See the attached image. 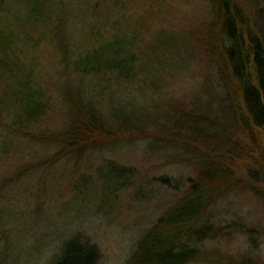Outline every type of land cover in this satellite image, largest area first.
Here are the masks:
<instances>
[{"label":"trees","instance_id":"obj_1","mask_svg":"<svg viewBox=\"0 0 264 264\" xmlns=\"http://www.w3.org/2000/svg\"><path fill=\"white\" fill-rule=\"evenodd\" d=\"M157 1L165 3L166 0ZM243 1L212 0L215 18L203 36L211 45L205 58L211 74L208 82L214 83L213 90H206L205 94L211 104L214 99L217 104L222 99L218 110L207 115L202 109L198 110L197 113L201 112L196 118L176 113L172 124L179 129L166 127L164 120L173 114L166 112L167 116L164 112L162 128L158 129L160 121L149 120L148 115L143 119L139 114L136 122L117 115L109 118L89 100V87L85 96V81L91 82L90 92H93L96 83L102 80L119 87L139 81L142 75L149 79L148 71L166 69L167 64L185 70L187 64L193 63L196 38L193 48L181 41L184 36L175 37L176 46H173V34H167L160 46L156 43L157 51L152 59L148 56L147 39L156 18L154 14L152 18L148 13L143 14L138 8L140 3L135 4L134 0H0L1 142H6V129L16 132L23 129L24 134L34 138H48L57 145L59 153L64 147L73 151L78 146L76 153L84 150L79 149L90 135L103 137L113 130L140 132L145 129L133 128H150L148 126H156L162 134L182 130L196 142L188 147L194 158L203 160L196 177L188 179L190 183L181 196L139 239L126 264H223L220 252L207 251L205 243L217 240L225 231L221 226L203 221L219 197L224 180L234 176L232 169L220 159V151L227 146L221 137L228 129H241L246 138L252 139L255 131L264 139V7L258 8L254 16H248ZM248 1L253 4L255 0ZM94 19L98 21L91 25ZM79 21H84L81 23L83 33L79 49L74 51L75 39L69 33L71 25ZM49 23H53V28ZM172 69H168V74L175 76ZM64 77L78 82V92L73 98L68 97L77 105L70 109L68 129L54 132L51 138L50 129L48 134L39 128L47 122V115L58 102L60 88L56 84ZM109 125L119 129H108ZM36 131L42 134L36 136ZM190 131L196 132L190 134ZM139 140L131 142L148 143L147 151L155 148V142ZM92 147V150L97 148ZM259 147L257 144L256 148ZM180 150L172 144L167 152L173 154ZM0 152L8 153L7 149ZM106 161L107 195L114 207L116 190L142 179L135 167L114 158ZM181 183L178 181L175 185L181 187ZM8 211L4 214L9 216ZM255 232L254 229L246 231L250 251L231 258L228 264H264ZM8 237L5 241L3 235L0 241L13 257L16 246L11 243V232ZM100 259L97 244L69 240L49 264H99Z\"/></svg>","mask_w":264,"mask_h":264},{"label":"rangeland","instance_id":"obj_2","mask_svg":"<svg viewBox=\"0 0 264 264\" xmlns=\"http://www.w3.org/2000/svg\"><path fill=\"white\" fill-rule=\"evenodd\" d=\"M211 2L134 0L135 4L140 3L138 8L143 14L148 13L149 18L154 14L156 18L147 39L149 58H154L156 43L160 46L164 36L172 33L173 46H176L175 37L184 36L181 41L193 48L196 38L193 63L182 71L181 67L167 64L166 69L148 71L149 79L142 75L139 81L119 87L102 80L96 83L93 92H90L91 82L86 80L85 96L89 87V100L109 118L117 115L136 122L139 114L143 119L148 115L149 120L160 121L158 129L162 128L164 112L173 114L164 120L168 129H179L172 124L176 113L196 118L201 109L206 115L216 112L222 99L218 104L214 99L211 104L205 94L214 87V83L208 82L211 74L205 58L211 45L203 37L215 18ZM254 3L242 2L248 16H254L258 8L264 7V2L255 0ZM95 19L91 25L96 24ZM79 22L70 24L69 35L76 44L74 51L79 49L83 33L81 23L84 21ZM49 27L53 28V23H49ZM168 69H172L175 76L168 74ZM71 80L65 77L58 80V102L47 115V122L39 128L45 129V133L50 129L51 138L54 132L68 129L70 109L77 105L68 98L78 92V82ZM191 123L189 120L188 124ZM148 127L133 128L145 129L140 132L113 130L103 137L90 135L79 149L84 150L76 153L78 146L73 151L64 147L59 153L57 145L46 137L34 138L24 134L23 129H19L20 132L6 129V142L0 141V149L8 151L0 152V238L5 235L7 241L11 232L16 253L13 250L14 256L10 257L4 250L5 243L0 241V264H49L69 240L97 244L101 251L99 264H126L139 239L181 196L190 183L188 179L196 177L203 163L189 152L188 147L196 142L185 131L162 134L156 126ZM108 129L119 128L109 125ZM192 132L196 131L190 134ZM35 133L38 136L42 131ZM136 138L155 142V148L147 151L148 143L131 142ZM221 138L227 146L220 151V159L232 169L234 176L224 180L219 197L203 218L204 222L221 226L225 231L217 240L206 242V250L220 252L222 263L228 264L231 258L250 251L246 231L254 229L264 257V139L255 131L252 139L246 138L241 129H228ZM172 144L180 148V152L168 154V146ZM92 146L97 148L92 150ZM109 158L135 167L142 179L116 190L114 207L107 195L106 160ZM178 181L182 182L181 187L175 185ZM5 210L10 211L9 216L4 214Z\"/></svg>","mask_w":264,"mask_h":264}]
</instances>
